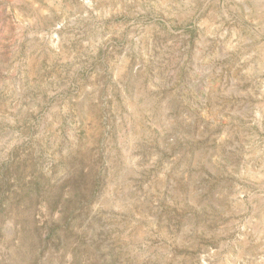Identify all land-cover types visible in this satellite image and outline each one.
I'll return each mask as SVG.
<instances>
[{"label":"rangeland","instance_id":"rangeland-1","mask_svg":"<svg viewBox=\"0 0 264 264\" xmlns=\"http://www.w3.org/2000/svg\"><path fill=\"white\" fill-rule=\"evenodd\" d=\"M0 264H264V0H0Z\"/></svg>","mask_w":264,"mask_h":264}]
</instances>
